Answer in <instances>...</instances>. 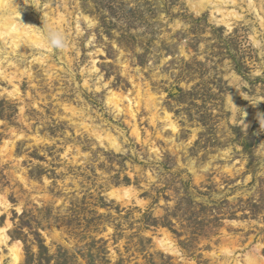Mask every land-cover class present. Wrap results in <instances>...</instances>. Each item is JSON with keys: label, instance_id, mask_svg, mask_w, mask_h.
Listing matches in <instances>:
<instances>
[{"label": "rangeland", "instance_id": "obj_1", "mask_svg": "<svg viewBox=\"0 0 264 264\" xmlns=\"http://www.w3.org/2000/svg\"><path fill=\"white\" fill-rule=\"evenodd\" d=\"M196 1L11 0L45 47L0 42V264H264V12Z\"/></svg>", "mask_w": 264, "mask_h": 264}, {"label": "bare ground", "instance_id": "obj_2", "mask_svg": "<svg viewBox=\"0 0 264 264\" xmlns=\"http://www.w3.org/2000/svg\"><path fill=\"white\" fill-rule=\"evenodd\" d=\"M196 1V0H195ZM255 0H249V6L255 7L256 4L254 2ZM213 3V7L215 8V11H217L221 16L220 19H218L220 22H224L225 24L228 25V17L234 15L236 17L237 14L235 11L231 12L230 10H223V4L232 2L233 5L236 4L237 0H197L196 2H194V4L196 5L195 7H198L199 9L204 8L205 4L208 3ZM258 9H260V11L264 12V0H258ZM19 10V9H18ZM16 9V5H14V3H11V0H0V42H2L4 45H8V52H15L17 48H23V46L25 44L27 45H31V46H42L45 47L43 45V41L41 39V36L39 35V33L37 32V28L36 25L34 24L33 18L31 17V15H26L25 17H21L19 14V11ZM213 10V9H211ZM244 10V9H243ZM242 11V10H241ZM248 11V10H247ZM63 15V14H62ZM19 17V20H17L15 17ZM62 18V16H61ZM64 19V18H62ZM65 20V19H64ZM261 21V20H260ZM231 24V23H230ZM254 42L257 43V41ZM6 47V46H5ZM7 52V53H8ZM3 58V57H2ZM7 58V57H6ZM4 59V58H3ZM4 61V60H3ZM95 66V65H94ZM5 67L2 66V62L0 60V76L4 75V69ZM91 70V69H89ZM23 74V72H21ZM20 73V74H21ZM13 81V80H12ZM11 82V80H10ZM18 87L16 84H14V91H17ZM139 94V93H137ZM108 96V94H107ZM128 96V95H127ZM136 98V97H135ZM134 98V99H135ZM146 99V98H145ZM107 101L108 103L114 105L115 108L120 109V101H121V97L118 93L114 92V91H110V95L107 97ZM230 101V100H229ZM127 107L128 108V112L130 115L134 116V109L132 106V102L130 99H127ZM159 102V101H158ZM157 102V103H158ZM126 105V104H124ZM139 105V103L137 104ZM135 107V106H134ZM155 108V107H154ZM116 110V109H115ZM122 110V109H121ZM154 111V110H153ZM138 112V111H137ZM159 112V111H158ZM127 113V112H126ZM126 115V114H125ZM152 115V114H151ZM158 117V116H157ZM168 120L169 126H171V128H175L173 122L171 121V119L169 118V116L166 114L165 116ZM166 121V120H165ZM132 126V125H131ZM139 126V125H138ZM168 126V125H167ZM135 127V126H134ZM166 127V126H165ZM136 129V127H135ZM136 131V130H135ZM173 131V130H172ZM96 133V132H95ZM94 133V134H95ZM105 135V134H104ZM107 135V134H106ZM109 136V135H108ZM138 136V135H137ZM103 137V136H102ZM109 138V137H108ZM137 138V137H136ZM100 139V138H99ZM98 139V140H99ZM110 144L113 147H117V142L115 141V139L113 138H109ZM108 142V141H107ZM172 145V144H171ZM156 148V147H155ZM154 148V149H155ZM113 192V191H112ZM127 192V191H126ZM127 196V195H126ZM125 196V197H126ZM3 199V198H1ZM0 199V203H3L2 200ZM7 237V236H6ZM6 237L1 234L0 238H1V242H4L6 240ZM169 238V236H168ZM167 239V238H166ZM160 242V241H159ZM162 242V241H161ZM166 242V240H165ZM5 244V243H4ZM163 245H166V243H163ZM171 245V244H170ZM169 246V245H168ZM257 246V245H256ZM12 246H10V250ZM255 248V247H254ZM170 251L174 250L176 251L177 249L175 248H169ZM13 250V249H12ZM2 251V250H1ZM225 251V250H224ZM226 255L230 254L231 251L227 250L225 251ZM256 253V252H255ZM1 254V253H0ZM248 254V253H247ZM252 254V253H251ZM19 256L18 253L14 252V263L16 261H18ZM260 259V258H259ZM259 259L257 257H253L251 255H247L245 258L246 264H257L259 261ZM262 259V258H261ZM1 262V261H0ZM236 262V261H235ZM226 263V262H225Z\"/></svg>", "mask_w": 264, "mask_h": 264}, {"label": "clouds", "instance_id": "obj_3", "mask_svg": "<svg viewBox=\"0 0 264 264\" xmlns=\"http://www.w3.org/2000/svg\"><path fill=\"white\" fill-rule=\"evenodd\" d=\"M45 40L47 46L55 50L63 51L70 47V41L67 36L56 27L47 29Z\"/></svg>", "mask_w": 264, "mask_h": 264}]
</instances>
